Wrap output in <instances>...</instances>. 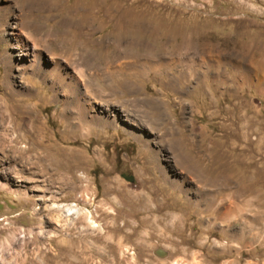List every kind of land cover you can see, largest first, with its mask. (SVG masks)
Instances as JSON below:
<instances>
[{"label": "rangeland", "instance_id": "obj_1", "mask_svg": "<svg viewBox=\"0 0 264 264\" xmlns=\"http://www.w3.org/2000/svg\"><path fill=\"white\" fill-rule=\"evenodd\" d=\"M16 19L83 84L23 70ZM0 31V264H264V0H0Z\"/></svg>", "mask_w": 264, "mask_h": 264}, {"label": "bare ground", "instance_id": "obj_2", "mask_svg": "<svg viewBox=\"0 0 264 264\" xmlns=\"http://www.w3.org/2000/svg\"><path fill=\"white\" fill-rule=\"evenodd\" d=\"M30 7V6H29ZM30 9V8H29ZM29 12V11H28ZM27 12V13H28ZM29 15V14H28ZM16 17V16H15ZM23 18V17H22ZM28 19V18H27ZM23 19H20L17 21V19L9 26V32L4 33L3 35L6 36L4 39L11 47L15 48L19 52H23V54L29 56V63L27 65H23V70H32L34 73H40L44 79L51 78L56 82L52 83H59V84H73L75 86H81L82 83V72L79 69L78 73L72 71L71 66L68 64V62L61 57L54 56V53H48L47 59L44 57V50H41L36 46L35 43L32 41H35L34 39L31 41L28 39V37L24 36L22 33L23 31H20L18 28H25V23ZM29 23V22H28ZM38 24V23H37ZM36 24V26H37ZM31 25V24H30ZM29 25V26H30ZM34 25V23H33ZM35 26V25H34ZM33 26V28H34ZM42 26V25H41ZM45 26V25H44ZM4 28V27H3ZM42 29V28H41ZM3 30V29H2ZM45 31V30H44ZM1 32V31H0ZM4 32V30H3ZM22 32V33H21ZM49 32V31H48ZM1 34V33H0ZM41 36V35H40ZM39 36V37H40ZM50 36V35H49ZM32 37V36H30ZM46 37V36H45ZM3 39V38H2ZM41 39V38H40ZM37 40V39H36ZM44 40V39H42ZM1 41V40H0ZM41 41V40H40ZM45 42V41H44ZM47 46V45H46ZM45 46V47H46ZM49 48V47H48ZM49 51V50H48ZM50 52V51H49ZM28 59V58H27ZM48 61L52 64V67H47L45 65V62ZM80 65V64H79ZM82 67V66H81ZM22 68V67H21ZM22 70V71H23ZM41 76V77H42ZM84 76V75H83ZM43 80V79H42ZM6 83L9 84V81L6 79ZM51 83V84H52ZM54 84V85H55ZM53 85V84H52ZM54 87V86H53ZM74 87V86H73ZM76 87V88H77ZM52 88V87H51ZM83 88V87H82ZM82 92V91H80ZM82 96V95H81ZM85 96V94H84ZM88 98V97H86ZM84 99V98H83ZM90 99V98H89ZM85 101V100H84ZM93 103V102H92ZM89 104V103H88ZM4 108V105L0 103V110ZM7 110V109H6ZM11 114L7 112V115H5L6 119H10ZM0 116L4 117L2 112L0 111ZM2 122V121H1ZM6 120L4 121V124ZM9 122V120H8ZM92 122V121H91ZM12 128L5 127L3 129V133H1V137L4 139V142L8 141V138L6 137L8 132L11 131Z\"/></svg>", "mask_w": 264, "mask_h": 264}, {"label": "crops", "instance_id": "obj_3", "mask_svg": "<svg viewBox=\"0 0 264 264\" xmlns=\"http://www.w3.org/2000/svg\"><path fill=\"white\" fill-rule=\"evenodd\" d=\"M173 78L170 77V78H166V77H155L153 78V83L154 85H158L163 88H166L167 86H171L172 85V82H173ZM176 82H177V89L179 91V96L181 98H188V95L190 94L191 90H192V87L190 86V81L188 80L187 77H185L184 75H180V76H177L175 78ZM205 83V82H204ZM182 84L185 85L184 89L181 88ZM206 86V84H205ZM209 91L212 92V86L210 85L208 87ZM201 105H204L203 107H206V101H202L201 102Z\"/></svg>", "mask_w": 264, "mask_h": 264}, {"label": "water", "instance_id": "obj_4", "mask_svg": "<svg viewBox=\"0 0 264 264\" xmlns=\"http://www.w3.org/2000/svg\"><path fill=\"white\" fill-rule=\"evenodd\" d=\"M128 180H132V177H128Z\"/></svg>", "mask_w": 264, "mask_h": 264}]
</instances>
